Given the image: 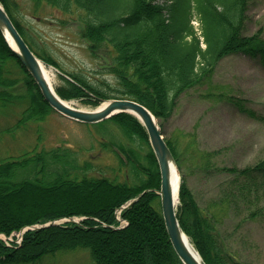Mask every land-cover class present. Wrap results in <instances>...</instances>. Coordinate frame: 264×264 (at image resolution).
Here are the masks:
<instances>
[{
  "label": "trees",
  "instance_id": "obj_1",
  "mask_svg": "<svg viewBox=\"0 0 264 264\" xmlns=\"http://www.w3.org/2000/svg\"><path fill=\"white\" fill-rule=\"evenodd\" d=\"M30 1L35 13L48 6L81 21L90 54L104 59L97 70L103 78L94 82L84 73L68 71L22 24L16 4L0 0L34 54L59 69L62 83L56 89L64 98L93 104L130 98L156 118L167 119L181 94L211 75L226 55L243 53L264 67V36L244 33L248 0ZM194 15L200 31L192 23ZM21 99L27 106L17 127L39 122L53 110L0 30V111ZM230 101L257 118L239 98ZM88 125L98 131L101 148L116 154L111 174L66 146L0 159V235L9 238L25 227L80 218L29 228L20 243L14 238L7 244L0 237V264H36L59 250L80 247L95 264H183L165 227L157 193L161 173L147 129L130 113ZM166 141L179 163L177 142ZM222 169L233 175L229 186L239 185L250 206V189L257 190L258 179L264 181V157L251 166ZM179 194L180 226L207 264H247L227 247L216 215L197 204L188 185L181 183ZM120 209V218L127 221L123 227L117 219Z\"/></svg>",
  "mask_w": 264,
  "mask_h": 264
},
{
  "label": "rangeland",
  "instance_id": "obj_2",
  "mask_svg": "<svg viewBox=\"0 0 264 264\" xmlns=\"http://www.w3.org/2000/svg\"><path fill=\"white\" fill-rule=\"evenodd\" d=\"M11 2L16 4V13L22 24L61 66L71 72L84 73L93 82L103 78L97 70L104 59L90 54L89 44L81 34V21L67 18L48 6L35 13L30 0ZM246 14L244 33L259 32L264 36V0H248ZM192 23L200 31V20L196 15ZM42 62L51 70V82L57 92L56 87L62 83L60 71L54 65ZM59 97L74 100L77 107L88 110L103 103ZM233 97L239 98L247 109H252L257 118L238 110L230 101ZM21 100L0 111V159L19 156L34 148L66 146L76 150L84 159L92 160L104 174H111V167L117 166L116 154L101 148L99 133L92 125L52 110L39 122L30 121L17 127L27 106V102ZM156 120L164 139L177 142L180 162L176 161V164L180 183L188 185L197 204L216 215L227 247L247 264H264V181L258 179L257 190L250 189L248 206L239 194V185L229 186L233 175L222 169L251 166L264 157V67L260 60L243 53L226 55L217 62L211 75L181 94L169 118ZM179 203L180 195L177 205ZM254 212L256 214L252 217ZM0 237L9 240L6 235ZM9 238L12 241L15 238L16 243L22 239L18 233ZM36 264L95 263L80 247L59 250Z\"/></svg>",
  "mask_w": 264,
  "mask_h": 264
},
{
  "label": "water",
  "instance_id": "obj_3",
  "mask_svg": "<svg viewBox=\"0 0 264 264\" xmlns=\"http://www.w3.org/2000/svg\"><path fill=\"white\" fill-rule=\"evenodd\" d=\"M4 29H6L9 36L12 37L16 46H18V49L13 48L10 45L7 36H5ZM0 30L3 36L6 37L10 47H12L14 52L20 58L23 66L28 69L32 75V78L35 80L38 88L41 89L44 99L55 111L72 120L82 123L101 122L109 117L117 115L118 113H130L136 116L137 119L141 120L145 129H147L151 147L155 152L157 162L159 163L161 187L157 193L161 197L160 206H162V215L164 217L165 227L167 228L169 239L171 240L173 248L180 260H182L183 264H207L193 245L192 249L196 250L197 256H195L191 249H189L185 244V240L187 239L190 241V239L180 226L179 218L177 216V203L179 202L180 195V177L178 180L179 184L176 189V194H174V186L172 183V171H177V164L151 110L145 107L142 103L133 99L118 97L103 100L105 105L102 108L95 110H83L75 106L72 107L67 105L63 100L59 99L60 97L55 89L48 84V81L43 76L42 69L40 67V58L34 54L30 46H28L27 42H25L23 36L19 33L16 25L13 24L2 3H0ZM146 191L148 190H144V192ZM137 199L138 198L132 199V201L128 202L122 208H126L127 206L133 204V202ZM51 224H55V222H49L44 226L34 227L40 228ZM26 229L27 228L22 230L21 234H23Z\"/></svg>",
  "mask_w": 264,
  "mask_h": 264
},
{
  "label": "bare ground",
  "instance_id": "obj_4",
  "mask_svg": "<svg viewBox=\"0 0 264 264\" xmlns=\"http://www.w3.org/2000/svg\"><path fill=\"white\" fill-rule=\"evenodd\" d=\"M4 33H5V36H7V38H8V40H9V42H10V45L13 47V48H16V49H18V46H16V44L14 43V41H13V39H12V37L11 36H9V33L7 32V30L6 29H4ZM40 67H41V69H42V73H43V76L47 79V81H48V84L51 86V87H53V85H52V78H51V70H49L41 61H40ZM59 99H61V98H59ZM61 100H63L67 105H70V106H75V107H77L76 106V103H75V101L73 100V101H68V100H66V99H61ZM105 105V103H102L101 105H99V106H97L95 109H100V108H102L103 106ZM77 108H79V107H77ZM80 109H82V108H80ZM85 109V108H84ZM83 109V110H84ZM95 109H93V110H95ZM85 110H88V109H85ZM173 172V175H172V183H173V186H174V194H176V189H177V187H178V180H179V177H180V175H179V172L178 171H172ZM185 244H186V246L189 248V249H191V251H192V253L195 255V256H197V253H196V250L195 249H192V244H191V242L189 241V240H185Z\"/></svg>",
  "mask_w": 264,
  "mask_h": 264
}]
</instances>
